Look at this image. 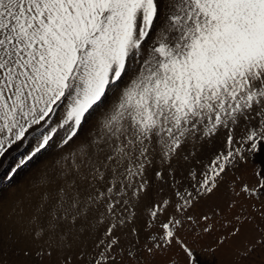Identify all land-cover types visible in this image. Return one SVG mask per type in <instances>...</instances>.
<instances>
[{
	"label": "snow or ice",
	"instance_id": "1",
	"mask_svg": "<svg viewBox=\"0 0 264 264\" xmlns=\"http://www.w3.org/2000/svg\"><path fill=\"white\" fill-rule=\"evenodd\" d=\"M225 186L264 222V0H0V264H264Z\"/></svg>",
	"mask_w": 264,
	"mask_h": 264
},
{
	"label": "rangeland",
	"instance_id": "2",
	"mask_svg": "<svg viewBox=\"0 0 264 264\" xmlns=\"http://www.w3.org/2000/svg\"><path fill=\"white\" fill-rule=\"evenodd\" d=\"M238 175H245L244 172L238 173ZM21 178H18L20 180ZM3 187L5 188V192L7 193L10 189L8 188V181L5 180ZM221 194L223 195V200L220 201L221 207L223 208V214L222 216H217L216 220L219 221L223 217H228V218H234V215H249L250 217H254L252 224H249L246 226V234L249 237H254L257 235V233L253 229V225L261 222L259 219V216L255 213V211L248 206V202H246L243 198L238 199L234 202L233 207L229 209L228 203L233 200V197L231 195V190L227 186L223 187L221 190ZM204 211H207V209H203ZM215 222V221H214ZM191 240L192 237H189ZM211 237H203L200 240V243H210L211 242ZM175 253H169L167 256L161 255L157 257V264H169V258L173 257ZM176 259H179L178 256L175 257ZM228 257L227 256H218V260L223 261L226 260Z\"/></svg>",
	"mask_w": 264,
	"mask_h": 264
}]
</instances>
